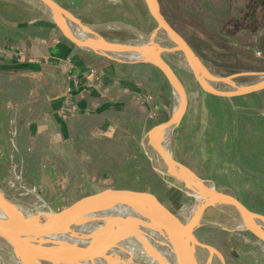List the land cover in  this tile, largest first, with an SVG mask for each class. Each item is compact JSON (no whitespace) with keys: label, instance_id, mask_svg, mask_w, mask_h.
<instances>
[{"label":"rangeland","instance_id":"1","mask_svg":"<svg viewBox=\"0 0 264 264\" xmlns=\"http://www.w3.org/2000/svg\"><path fill=\"white\" fill-rule=\"evenodd\" d=\"M54 1L64 4L62 7L81 25L105 41L135 42L139 35L149 37L157 28L145 0H77L73 4L72 0ZM158 2L167 21L195 52L207 75L227 78L234 87L257 81L256 73L264 75V51L249 43L251 33L260 30V24L256 20L246 24L245 15L248 11L251 13L248 0L238 1L236 13L233 0ZM8 5L33 8L42 14V21L61 33L46 9L28 0H0L1 8ZM246 25L254 28L253 31L245 28ZM83 50L110 63L149 64ZM165 60L183 86L186 107L180 121L170 130L168 143L165 139L159 143L205 185L234 196L249 210L264 215V90L231 98L213 96L201 89L181 56L167 54ZM159 73L167 83L165 103L169 105L170 117L177 99L164 75ZM36 88L41 89L40 86ZM34 89H29L28 98L39 95V90L37 95L31 93ZM6 98L0 89V193L5 198L16 205L26 206L24 200L15 195L17 184L9 179L14 171L18 181L37 184L45 201L55 203L59 209L52 212L101 189L126 187L156 194L174 214L183 221L186 219L195 203V197L189 193L192 189L160 169L158 153L148 142L149 129L169 117L154 125L156 119L140 117L137 126L127 122L119 135L110 137L111 134H107L105 137L94 132L93 141L90 136L89 141L80 138L76 148L82 169H60L46 158L37 169H31L28 162L20 158L24 149H19L18 143L25 119L20 116L19 105L11 104ZM65 102L73 107L65 111L67 117L75 111V106L68 98ZM11 112L16 125V148L12 150L7 134ZM49 132L48 149L57 153L56 135ZM106 138L108 140L104 143L108 145V153L104 155L97 152L95 145ZM24 148L27 155L35 151V145L27 139ZM108 155L113 159V169H101L99 160ZM115 163H119L118 169H114ZM185 209L187 213L184 216L182 211ZM201 221L203 225L194 231L195 238L216 249L225 264H264V242L244 229L241 218L233 210L207 207L202 212ZM195 253L198 264H220L216 256L208 260L209 254L205 249H196ZM2 254L0 249V264H9L1 258ZM132 256L136 259L130 264H153L151 262L154 261L149 257Z\"/></svg>","mask_w":264,"mask_h":264},{"label":"water","instance_id":"2","mask_svg":"<svg viewBox=\"0 0 264 264\" xmlns=\"http://www.w3.org/2000/svg\"><path fill=\"white\" fill-rule=\"evenodd\" d=\"M28 1L46 9L62 35L79 48L108 57L122 56L127 52L147 54V59L139 62L155 66L164 75L173 91H178L180 95V103L172 111L170 117L149 129L148 142L164 159L165 173L184 183L186 188L195 190L203 200L192 216L183 221L156 194L150 191L126 187L104 188L77 198L59 211L39 212L40 214L31 216L25 212L28 209L23 210L21 206L10 202L0 193V209L2 210L0 212V238L11 247L17 264H92L95 259L108 260L111 252L121 250V247L129 242L139 244L154 258L156 264H172L162 255L159 249L160 243L150 232H157L167 239L169 249L174 256V264H198L196 249H205L209 254L208 260L216 256L220 264H225L216 249L199 242L194 236L195 229L203 225L201 215L207 207H224L233 210L241 218L244 229L254 235L257 240L264 242V228L258 223L264 221V215L249 210L234 196L205 185L191 170L174 160L170 152L169 155L166 154L159 143L160 140L163 141V133L167 129L171 130L180 121L186 107V94L183 86L167 64L165 55L183 56L201 89L217 97L231 98L264 90V77L230 90L208 85L206 79L225 84H228V80L203 72L199 58L167 21L158 0H145L157 24L151 36L155 37V34L162 30L169 36L170 41L160 43L155 39L154 43L142 45L103 40L89 28L81 25L77 18L54 0ZM69 23L79 27L83 33L93 36V39L87 42L78 39L71 31ZM255 75L258 76L259 73ZM115 206H122L125 211L95 220L100 227L95 231L94 242L89 248L83 251H73L64 244L55 243L62 235L72 234L75 227L89 221L90 215Z\"/></svg>","mask_w":264,"mask_h":264},{"label":"crops","instance_id":"3","mask_svg":"<svg viewBox=\"0 0 264 264\" xmlns=\"http://www.w3.org/2000/svg\"><path fill=\"white\" fill-rule=\"evenodd\" d=\"M238 1L233 0L234 13ZM248 3L251 13L245 15L246 24L254 20L260 24L249 43L264 51V0ZM41 17L33 8L0 7V53H5L0 56V89L11 104L19 105L25 119L18 143L24 149L20 158L29 168L37 169L46 158L60 169H82L76 148L80 138L93 141L94 132L113 137L122 133L127 122L137 126L139 119L152 117L154 125L169 117L167 83L153 65L110 63L86 53ZM31 88L38 89L39 95L28 98ZM66 98L75 111L62 118L59 109ZM49 131L56 135L57 153L48 149ZM26 139L35 145L31 155L25 153ZM106 140L96 142L98 153H108ZM110 157L99 160L101 169H113Z\"/></svg>","mask_w":264,"mask_h":264},{"label":"bare ground","instance_id":"4","mask_svg":"<svg viewBox=\"0 0 264 264\" xmlns=\"http://www.w3.org/2000/svg\"><path fill=\"white\" fill-rule=\"evenodd\" d=\"M69 25H70L71 31L73 32V34L78 39H82L83 41H86V42L88 40L93 39V36L83 33L79 29V27H76L74 24L69 23ZM155 39L157 42H160V43H168L170 41L169 36L164 31L160 30V31H158V33L156 34L155 37H153V36L147 37L144 35H139L137 41L127 42V43L133 44V45H142V44L154 43ZM85 50H88V49H85ZM120 58L125 59L127 61H145L147 59V54L127 52V53H123L122 56H120ZM182 58L185 60V58L183 56H182ZM185 62H186V60H185ZM262 77H264V75L259 74L256 79L259 80ZM206 81H207L208 85L217 87L216 84H218V87L222 88V89L230 90V89H233V87H234L233 84H231V83H228V84L215 83L213 80H209V79H206ZM173 95H174V98L176 97V99H177V105L174 106V109H176L180 103V95H179V92L176 90L173 91ZM169 132H170V130L167 129L163 133V140L165 139L166 143H168L167 141H168ZM163 149H164L165 153L169 155V150L167 148L166 149L163 148ZM156 156L158 158V161L162 165V168H160V169H162L165 172V161H164V159L161 158V156L159 154H156ZM187 188H189V187H187ZM189 193L195 197V203L189 209L188 213L186 211L187 209L182 211V214L184 216L187 213V215L185 216L186 218H190V216H192L194 210L197 208V206L203 200V198L200 197L195 192V190L192 189L191 191H189ZM20 208H22L23 210H24V208H25V210L28 209L25 212L31 216H34L35 214L38 215V214H40L39 212H42L37 208L30 209V208L24 207V206H21ZM1 211L2 210L0 209V212ZM122 211H125L124 207L115 206V207H112L111 209H108L106 211H103V212H100V213H97L94 215H90L89 221H87L86 223L79 224L77 227L74 228V231H72V234L68 233V234L62 235L57 240V242L55 241V243L64 244L65 247H68L69 249H71L73 251H83V250L89 248L93 244L94 238H95V231H97V229H99V227H100L95 220L98 218H101V219L105 218L107 215H112L115 213H121ZM258 223L262 228H264V221L258 222ZM150 233L160 243L159 249H160V252L162 253V255L167 260H169L172 264H174V262H173L174 256L169 249V243H168L167 239H165L161 234H158L157 232H150ZM59 240H61L62 242H60ZM0 249H2L3 254H2L1 258L4 260V262H8L9 264H14V263L17 264V260L14 256L13 252H12L11 247L8 245V243H6L1 238H0ZM132 255H136L137 257H149V258H152L154 260V258L145 249H143L139 244H137L135 242H129V243H127V245L122 246L121 250L118 249L115 252H111L109 254L108 260L95 259L92 262V264H130L132 260L136 259ZM151 263L156 264L155 260ZM83 264H89V263H83Z\"/></svg>","mask_w":264,"mask_h":264},{"label":"built area","instance_id":"5","mask_svg":"<svg viewBox=\"0 0 264 264\" xmlns=\"http://www.w3.org/2000/svg\"><path fill=\"white\" fill-rule=\"evenodd\" d=\"M0 56H5V53L4 52L0 53ZM31 93L37 95L38 89L35 88L34 90H32ZM66 104L67 103L65 102V104L62 105L60 108L61 109L60 113L62 117L66 116L65 111L73 109V107L69 106V104L67 105ZM13 118H14V114L13 112H11L9 115V123H8V128H7V134L9 136V142H10V150L16 148L15 141H14V137L16 135V125H15V122L13 121ZM15 176L16 174L13 171L12 176L9 179L10 181H14L17 184L18 190L15 192V195L18 196V199L24 200L25 205H26L24 207L29 206L30 209L37 208L42 212H52L54 210L59 209L58 207L55 206L54 202L45 201V199L42 197L41 190L37 184H26V183L22 184L20 181L17 180L18 178H15ZM9 201L12 202L11 200ZM12 203L15 204V202H12Z\"/></svg>","mask_w":264,"mask_h":264}]
</instances>
